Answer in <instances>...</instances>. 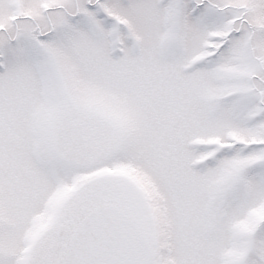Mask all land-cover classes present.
<instances>
[{
    "label": "snow or ice",
    "instance_id": "snow-or-ice-1",
    "mask_svg": "<svg viewBox=\"0 0 264 264\" xmlns=\"http://www.w3.org/2000/svg\"><path fill=\"white\" fill-rule=\"evenodd\" d=\"M0 264H264V0H0Z\"/></svg>",
    "mask_w": 264,
    "mask_h": 264
}]
</instances>
